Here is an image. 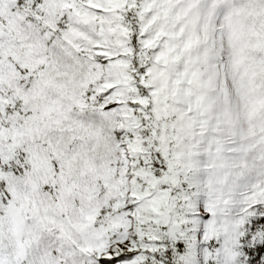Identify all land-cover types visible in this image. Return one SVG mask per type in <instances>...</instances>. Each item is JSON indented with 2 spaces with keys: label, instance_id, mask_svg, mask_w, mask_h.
Wrapping results in <instances>:
<instances>
[{
  "label": "snow or ice",
  "instance_id": "1",
  "mask_svg": "<svg viewBox=\"0 0 264 264\" xmlns=\"http://www.w3.org/2000/svg\"><path fill=\"white\" fill-rule=\"evenodd\" d=\"M0 264H264V0H0Z\"/></svg>",
  "mask_w": 264,
  "mask_h": 264
}]
</instances>
